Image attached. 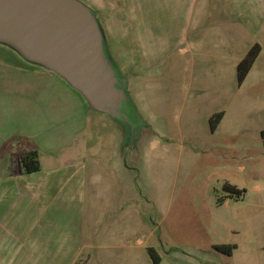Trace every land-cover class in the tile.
<instances>
[{
    "label": "crops",
    "instance_id": "crops-1",
    "mask_svg": "<svg viewBox=\"0 0 264 264\" xmlns=\"http://www.w3.org/2000/svg\"><path fill=\"white\" fill-rule=\"evenodd\" d=\"M100 22L112 61L110 47L154 77L216 47L246 55L264 35V0H117L112 30ZM12 59L0 61V264H223L234 253L214 247L230 242L159 246L163 186L143 199L137 169L118 149L114 158L116 141L107 156L91 144L90 127L99 132L105 118L83 94L50 68ZM33 151L40 167L24 171L20 158Z\"/></svg>",
    "mask_w": 264,
    "mask_h": 264
},
{
    "label": "rangeland",
    "instance_id": "rangeland-1",
    "mask_svg": "<svg viewBox=\"0 0 264 264\" xmlns=\"http://www.w3.org/2000/svg\"><path fill=\"white\" fill-rule=\"evenodd\" d=\"M77 1L112 30L117 0ZM256 39L261 51L241 84L236 68L245 52L230 45L201 52L200 61L170 72L167 63L154 77L110 47L126 100L122 117L99 112L105 127H90L91 144L99 140L95 150L107 156L108 144L116 141L114 158L118 149L123 165L137 169L146 201L150 188L163 186L166 210L156 241L164 249L230 242L236 248L222 257L223 264H259L258 255L264 256V35ZM0 47L8 51L0 52V61L14 56L44 66L8 42L0 41ZM219 111L224 117L213 131L210 117ZM226 182L242 195L225 191Z\"/></svg>",
    "mask_w": 264,
    "mask_h": 264
},
{
    "label": "water",
    "instance_id": "water-1",
    "mask_svg": "<svg viewBox=\"0 0 264 264\" xmlns=\"http://www.w3.org/2000/svg\"><path fill=\"white\" fill-rule=\"evenodd\" d=\"M0 41L14 45L117 118L126 100L95 12L77 0H0ZM122 117V116H121Z\"/></svg>",
    "mask_w": 264,
    "mask_h": 264
},
{
    "label": "trees",
    "instance_id": "trees-1",
    "mask_svg": "<svg viewBox=\"0 0 264 264\" xmlns=\"http://www.w3.org/2000/svg\"><path fill=\"white\" fill-rule=\"evenodd\" d=\"M260 51H261V45L259 43H255L248 50L244 58L238 63L236 71H237V78L240 84L244 81V79L248 75ZM223 117H224V111L216 112L210 117V126L213 131L217 129ZM20 165H21V168L27 172L38 170L40 167L38 153L36 151H33V152L24 154L20 158ZM223 188L225 189V191L229 192V194L231 195L233 194H236L238 196L242 195V190L238 188L236 185H233L231 183H228V182L225 183ZM223 200H224L223 198H220L219 202H223ZM214 247L218 251H221L227 254H231L233 250L235 249L234 244H217ZM149 252L151 253L154 261L157 262L158 257H157L155 250L153 248H149Z\"/></svg>",
    "mask_w": 264,
    "mask_h": 264
}]
</instances>
